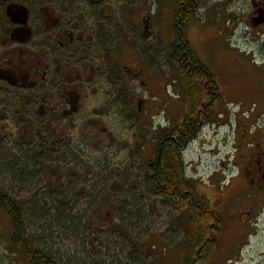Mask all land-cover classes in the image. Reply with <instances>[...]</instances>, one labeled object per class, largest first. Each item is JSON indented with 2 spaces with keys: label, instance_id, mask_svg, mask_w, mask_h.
I'll list each match as a JSON object with an SVG mask.
<instances>
[{
  "label": "rangeland",
  "instance_id": "rangeland-1",
  "mask_svg": "<svg viewBox=\"0 0 264 264\" xmlns=\"http://www.w3.org/2000/svg\"><path fill=\"white\" fill-rule=\"evenodd\" d=\"M237 4L241 0H202L195 18L189 22L187 37L191 45L200 53L206 48L213 50L209 53L216 54L215 64L221 63L225 55V51H217L214 46L224 48L225 31L234 43L239 38L238 43L246 45L241 39L245 25L234 37V30L228 27L233 23L228 20L232 16L230 10ZM140 7V1L132 5L133 10ZM174 9L170 0L144 7L141 29L139 21L134 24L139 26L137 29L127 19L126 32L138 55L131 53L129 44L113 54L123 39H112L107 76H98L102 70H96L94 76L90 69H83L82 73L79 70L85 82L79 90L80 113L72 121L62 118L61 125L48 131L45 146L37 125L34 131L28 120L20 118L8 124L15 127V145L19 141L20 145L26 143L31 160L12 166L1 162L0 190L21 199L33 242L53 255L58 264H190V220L184 209L174 208L155 195L146 176L148 163L156 153L155 127L169 122L177 126L189 110L200 106L193 107L194 98L178 81L172 82L168 51L173 40ZM147 24L150 38L143 34ZM134 71L137 78L131 75ZM224 73L218 72L224 94H232L230 87L235 83L226 81ZM249 80L237 84L239 94L252 93L254 84ZM153 93L159 97L154 98ZM141 98L146 103H142L140 112ZM237 107L238 104L223 103L224 110L210 118L183 151L187 174L196 191L208 195L210 200L229 190L223 186L233 175L230 163L237 140L233 128ZM0 136L1 148L7 143V134ZM28 142L34 145L28 147ZM38 144H42L41 150ZM0 151L6 158L8 148ZM43 153L46 160L41 162ZM18 154L16 150L14 155ZM65 191L92 195L82 196L85 200L75 204V215L84 219L81 225L88 221L94 227L86 237L78 233L77 237L83 240L72 239L69 224L61 221L54 209L55 196ZM97 206L100 209L95 214ZM240 207L248 210L247 206ZM11 230V219L0 216L1 264H21L11 250ZM208 254L212 255L202 264H264V211L255 213L249 219V227L242 229L229 227L225 220L219 242Z\"/></svg>",
  "mask_w": 264,
  "mask_h": 264
},
{
  "label": "flooded vegetation",
  "instance_id": "flooded-vegetation-1",
  "mask_svg": "<svg viewBox=\"0 0 264 264\" xmlns=\"http://www.w3.org/2000/svg\"><path fill=\"white\" fill-rule=\"evenodd\" d=\"M138 1L141 7L133 10L132 5ZM170 1L175 5L176 0ZM158 3L159 0H0V134H7V143L0 150L8 148L6 158L0 151L1 164L12 166L18 161L31 160L26 143L20 145L19 141V145H15V127L11 128L8 124L12 125L13 119L20 118L28 120L34 131H37V125L40 134H43L41 137L45 146L48 131L57 124L61 125L62 118L72 121L80 113L79 90L85 86V82L79 70L82 73L83 69H90L92 76L96 70H102L98 76H107L110 63L107 55L111 51L112 39H123L113 49V54L124 50L129 44L131 53L138 55L126 32L127 19L139 29L134 24L139 21L140 25L143 20V8H152ZM179 3L185 5L188 2L179 0ZM200 3L202 0H195L194 4ZM230 12L232 16L228 20H233V23L228 27L234 30V37L245 25V35L240 37L246 45L241 46L237 40L239 38L234 43L226 29L224 48L213 43L217 51H225V55L221 53L224 56L218 64H215L216 54L209 53L213 50L206 48L200 53L191 45L187 37L189 25L183 27L179 24L181 19L174 22L173 40L168 51L172 82L178 81L200 106L197 111L187 112L180 124L190 116L193 122L182 127V134L178 137H174L171 131L180 127V124L174 126L169 122L165 126L159 124L155 127L156 134L161 129L167 130V138L184 151L182 142L183 139H189L191 126L195 128L201 120L221 113L224 110L223 103L228 106L230 103L238 104L233 113V128L237 138L230 163L233 175L223 186V189L228 187L229 190L216 200H210L206 195L209 207L201 208V212L210 222L211 236L198 248L197 253L190 248L189 260H193V264L207 262L212 254L215 255L208 252L219 242L225 220L229 227L242 229L249 227V219L255 213L264 211V0H241V4H237ZM177 33L180 41L186 35L190 47L178 41ZM143 34L150 36L148 24L144 26ZM182 51H185L183 59L179 55ZM212 62L215 68L211 66ZM125 69L132 72L128 66ZM223 71L226 81L235 83V86L230 87L232 94H224L218 74ZM69 72L74 74L66 78L65 74ZM131 75L138 77L135 71ZM248 79L254 84L250 88L252 93L239 94L237 84ZM191 85L198 87L191 91ZM153 95L154 98L159 97L158 93ZM144 101L146 103L142 98L139 101L140 112L143 111ZM20 130L18 128V135ZM161 142L156 144L155 161L165 153L164 138ZM30 145L34 144L29 143L27 146ZM43 146L38 144L40 150ZM16 150L19 153L17 156L14 155ZM62 158L60 156L58 159L62 162ZM45 160L46 155L43 153L39 161ZM182 171L188 178L185 165ZM185 188L177 187L173 194H187L188 198L190 191L187 186ZM154 194L161 193L156 191ZM237 202L240 206H247L248 210L242 209ZM181 208L190 220V207L185 205ZM0 216L10 217L2 210ZM216 230L218 232L214 234ZM13 256L21 264H30V259L19 252Z\"/></svg>",
  "mask_w": 264,
  "mask_h": 264
},
{
  "label": "trees",
  "instance_id": "trees-1",
  "mask_svg": "<svg viewBox=\"0 0 264 264\" xmlns=\"http://www.w3.org/2000/svg\"><path fill=\"white\" fill-rule=\"evenodd\" d=\"M188 3L185 5H180L179 0H176L174 5V18L175 20L181 19V24L183 27L187 26L189 22L195 18V12L198 8L196 6L195 0H184ZM176 37L180 41V36L177 33ZM182 45L190 47V42L187 41L186 35L184 34L181 39ZM180 41V42H181ZM185 42V43H184ZM181 58L183 59L185 51L179 52ZM198 86L191 85L190 89L195 90ZM193 107H198L200 103L194 101ZM211 121L210 118H205L199 122V124L189 132V139H183V146L186 148L192 140H194L199 135V130L204 127L205 124ZM193 117H188L180 127H175L171 134L178 137L182 134V127H187L192 124ZM168 131L162 129L159 135L164 136V149L165 153L162 154L159 160H156L150 167L147 174L148 182L151 185L153 191H159V195L168 204L179 207L187 205L190 207L191 213V243L190 248L194 253H197L198 248L211 236V228L209 227V221L205 218L204 214L201 212V208L209 207L208 200L205 195L198 193L192 183V180L186 179L183 169V152L182 149L177 146L172 139L167 138ZM161 137L159 139H161ZM158 138V136L156 137ZM156 140V139H155ZM187 188L190 191L189 197L186 198L187 194H173L177 187H182V189ZM186 189V188H185ZM63 194H57L54 201L57 206L55 210L61 221L65 220L69 224V231L72 235V239L88 236L94 231V227L88 221H85L84 226L81 225L83 222V216L79 217L75 215V204L81 200L82 196L89 198L91 194H73L72 191L62 192ZM105 199L103 198V201ZM100 206L95 209V214L99 212ZM0 210L5 211L12 220L11 226V250L15 251L20 255L26 256L30 259V264H58L57 259L50 253L42 251L31 238V231L28 227V222L26 220L23 202L21 199L11 195L10 193L3 192L0 190ZM121 231V230H120ZM117 231L116 233H120ZM214 231L213 233H217ZM78 233H83V237H77ZM190 264H193V260H189Z\"/></svg>",
  "mask_w": 264,
  "mask_h": 264
}]
</instances>
